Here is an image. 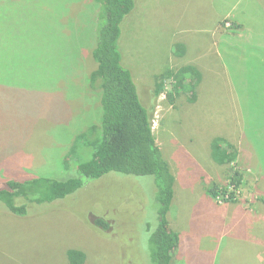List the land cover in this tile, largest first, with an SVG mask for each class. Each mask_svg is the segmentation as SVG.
Segmentation results:
<instances>
[{
    "label": "rangeland",
    "instance_id": "1",
    "mask_svg": "<svg viewBox=\"0 0 264 264\" xmlns=\"http://www.w3.org/2000/svg\"><path fill=\"white\" fill-rule=\"evenodd\" d=\"M248 1L244 40L219 35L246 0L239 8V0H137L122 25L123 63L145 104H155L154 135L176 179L170 219L181 243L172 264H247L254 254L264 264V67L255 50L264 48V8ZM24 7L33 11L23 21L11 17ZM97 13L93 0H0L6 34L0 47L15 42L11 66L0 61V179L71 177L74 164L65 163L64 152L101 119L99 94L88 81ZM25 20L18 36L13 28ZM177 42L189 48L183 59L173 54ZM187 64L203 74L194 104L176 94L168 77ZM158 84L163 88L154 99ZM217 137L239 149L237 186L230 185L233 173L209 160L208 144ZM81 149L76 160L84 157ZM102 179L42 219L0 211V264H67L71 248L82 250L87 264H150L152 248L141 243L138 250L137 237L153 201L125 189L151 179L115 173ZM216 181L228 196L204 192ZM102 218L106 229L96 224ZM251 240L256 247L245 254Z\"/></svg>",
    "mask_w": 264,
    "mask_h": 264
},
{
    "label": "trees",
    "instance_id": "2",
    "mask_svg": "<svg viewBox=\"0 0 264 264\" xmlns=\"http://www.w3.org/2000/svg\"><path fill=\"white\" fill-rule=\"evenodd\" d=\"M246 1V9L243 12L238 11L239 9L234 11L233 17L229 19L230 27L220 34L219 38L237 36L236 38L244 40L243 35L246 34L244 32L248 30L245 20L250 11L249 8L247 9L249 1ZM259 1L264 8V0ZM93 2L98 7L94 34L95 45L91 52L95 69L89 75L88 81L90 88L99 94L100 124L76 137L72 146L64 152L65 163L74 164L71 174L67 172L70 178L64 180L65 177L57 179L46 176H26L8 180L0 179V211L16 219L38 220L47 216V213H53L56 205L63 203L61 201L72 198L80 199L82 190L93 184L91 182L101 181L103 177L111 173L123 177L149 178L151 181L146 180L140 184L132 182L133 188L125 189L131 193L137 191L139 196L142 195L144 198L148 196L153 201V206L147 209L142 224L144 231L140 228V240L137 237L138 250H140L141 243L145 245L149 243L152 253L151 258L149 256L147 260L150 264H172L181 243L180 235L173 230L170 219L175 201L176 179L154 135L155 104L150 106L145 104L142 91L131 70L123 63L120 49L122 25L135 12L137 0H93ZM241 2L243 0H239L238 8ZM211 5L208 7L216 12V6L212 2ZM24 9L26 10L24 13L17 9L11 10V17L23 21L24 15L33 11L32 8L24 7ZM28 22L26 20L17 22L13 29L18 36L22 34ZM261 23L263 26L264 21ZM5 35L0 33V37ZM173 47V54L179 59H183L189 51L188 46L181 42L175 43ZM14 50V41H4L3 46L0 47V53L3 55L0 61L4 62V66H11ZM255 50L261 59L258 63L263 68L264 48L260 45ZM246 70L247 68L244 72ZM168 77L176 82L178 96H186L189 104L197 102L198 89L203 79V74L197 66L187 64L172 71ZM162 88V84L157 85V90L154 91V95L152 94L154 99L158 97ZM208 146L209 160L213 167L215 169L227 168L228 173L234 174L230 185H239L240 181H235V177L239 178L240 175L234 172V164L240 155L236 145L227 138L217 137ZM81 148L85 149L81 151L84 157L76 160L75 157ZM75 163L76 167H74ZM260 166L264 171V165L260 164ZM263 171L261 170V173ZM204 186V192L213 197L228 196L227 187H219L218 181L215 182L213 188ZM123 191L122 193L125 192ZM143 214L145 215V207ZM141 222L142 220H139L134 224ZM96 224L103 229L109 226L103 218ZM142 257L145 260L144 253ZM66 262L67 264H87V256L82 250L71 248L67 251Z\"/></svg>",
    "mask_w": 264,
    "mask_h": 264
},
{
    "label": "crops",
    "instance_id": "3",
    "mask_svg": "<svg viewBox=\"0 0 264 264\" xmlns=\"http://www.w3.org/2000/svg\"><path fill=\"white\" fill-rule=\"evenodd\" d=\"M255 244H256V242H254V240L245 242V245L243 247L245 249V254L247 252L250 253L251 252V249H254L256 247ZM251 254H254V253H251ZM256 255H258V254H254L253 256L250 255V258H252V259H248L247 264H259L260 261L258 259H256Z\"/></svg>",
    "mask_w": 264,
    "mask_h": 264
}]
</instances>
